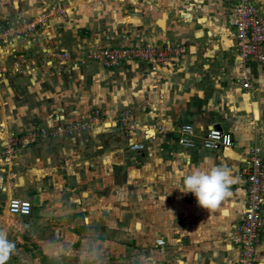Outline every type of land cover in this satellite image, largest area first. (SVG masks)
<instances>
[{
	"label": "crops",
	"instance_id": "0c3cea01",
	"mask_svg": "<svg viewBox=\"0 0 264 264\" xmlns=\"http://www.w3.org/2000/svg\"><path fill=\"white\" fill-rule=\"evenodd\" d=\"M252 1L264 15V0ZM235 6L236 0H0V31L14 30L0 34V230L16 244L7 264L88 258L94 240L83 232L108 229L107 216L118 208L113 199L133 194L131 183L140 245L163 253L182 246L178 264L236 263L232 237L245 205V159L254 145L264 158V67L255 59L240 66ZM34 21V30L19 33ZM164 44L183 53L165 64L131 59L117 67L92 57L106 47ZM95 110L100 117L93 120ZM124 110L132 130L119 122ZM184 124L198 143L217 126L233 144L185 149L178 144ZM146 131L153 136L145 138ZM19 134L32 142L9 152L10 136ZM133 143L144 148L133 151ZM212 163L227 165L233 182L230 195L208 210L178 186L188 170ZM123 183L128 191H119ZM11 198L30 201L31 214H10ZM256 259L264 264V227Z\"/></svg>",
	"mask_w": 264,
	"mask_h": 264
},
{
	"label": "built area",
	"instance_id": "2783aa9c",
	"mask_svg": "<svg viewBox=\"0 0 264 264\" xmlns=\"http://www.w3.org/2000/svg\"><path fill=\"white\" fill-rule=\"evenodd\" d=\"M39 22L34 21L22 24V33L26 29L34 30ZM234 35L236 38L237 58L241 68L250 59L257 60L264 67V15L257 9L252 0H236L234 12ZM17 30V29H16ZM13 28L7 27L0 31L1 35H8ZM183 53L179 46L146 45L141 47H106L97 50L92 56L96 62L107 67H117L126 60L142 59L151 61L154 64H165L171 58ZM242 86L245 89L251 87L247 75L243 77ZM100 117L99 110H95L91 116L93 120ZM119 122L129 130L134 129L129 111H122L119 115ZM87 123L82 124L85 128ZM77 126L73 124L70 128ZM178 144L185 149H194L198 146L207 150H219L230 148L233 144L232 134L217 126L207 130L205 137L198 143L193 138L192 127L188 124L180 126ZM145 132V138L152 137ZM28 134L12 135L6 147L9 152L15 147L30 144ZM144 148L142 143H133L130 149L139 151ZM246 169V198L243 214L240 223L236 226V233L232 237L233 243L237 246L239 253L235 264H259L256 259V250L259 246L262 229L264 227V158L260 148L250 147L247 154ZM5 189L0 177V192ZM8 212L12 215L29 216L32 211V204L28 200L11 198L7 203ZM164 244L163 241L159 242Z\"/></svg>",
	"mask_w": 264,
	"mask_h": 264
},
{
	"label": "rangeland",
	"instance_id": "374dc122",
	"mask_svg": "<svg viewBox=\"0 0 264 264\" xmlns=\"http://www.w3.org/2000/svg\"><path fill=\"white\" fill-rule=\"evenodd\" d=\"M127 186V183H123L119 191L125 192ZM129 188L135 195L130 193L127 198L113 199L114 206L118 208L114 209V214L107 216L108 229L99 227L94 231L83 232V237L94 240V245L91 244L86 248L88 258L81 260L78 264H178L176 260H179L178 254L184 249L182 246V249H178L172 245L163 253L151 246L139 244L137 240L139 231L136 227L138 215L134 212L139 202L136 193L137 185L131 183ZM127 207L133 209L122 210ZM129 220H131L130 223L127 222Z\"/></svg>",
	"mask_w": 264,
	"mask_h": 264
},
{
	"label": "clouds",
	"instance_id": "9594fccd",
	"mask_svg": "<svg viewBox=\"0 0 264 264\" xmlns=\"http://www.w3.org/2000/svg\"><path fill=\"white\" fill-rule=\"evenodd\" d=\"M232 182L231 169L227 165L212 163L188 170L178 187L182 193L194 195L199 206L214 210L230 195ZM15 250L16 244L9 239L8 232L0 230V264H7Z\"/></svg>",
	"mask_w": 264,
	"mask_h": 264
}]
</instances>
